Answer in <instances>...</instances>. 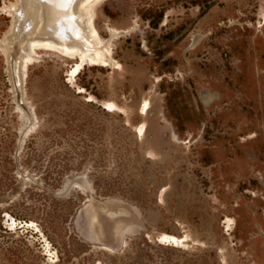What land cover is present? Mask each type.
<instances>
[{
    "label": "rangeland",
    "instance_id": "obj_1",
    "mask_svg": "<svg viewBox=\"0 0 264 264\" xmlns=\"http://www.w3.org/2000/svg\"><path fill=\"white\" fill-rule=\"evenodd\" d=\"M28 2L0 0V264H264V0H101L118 65L75 79Z\"/></svg>",
    "mask_w": 264,
    "mask_h": 264
},
{
    "label": "bare ground",
    "instance_id": "obj_2",
    "mask_svg": "<svg viewBox=\"0 0 264 264\" xmlns=\"http://www.w3.org/2000/svg\"><path fill=\"white\" fill-rule=\"evenodd\" d=\"M31 1H32L31 3L28 2L27 5H25L27 6L26 8L27 10L23 11V15L26 14V16L30 17V18L28 17L27 25H24V28H34L36 19L38 17H40L41 19L45 18L44 15L40 14L41 12L40 4L41 5L43 4L44 6L47 7L48 9L47 15L50 18V23L51 20L54 21L57 19L55 21L57 24L54 25L55 24L54 23L53 24L54 26L49 27L48 30H46L49 34L47 32L44 33V36L47 33L46 37L51 34L52 36L50 37L54 38V42H51L50 40L41 41L39 40L40 38L37 41L32 40L33 42L30 40L32 42L30 44V50L31 49L35 50L36 48L37 49L47 48L52 50L57 49L59 52L62 51L64 55L70 58H77L79 62L76 64L71 74V77L74 79L88 65L111 67V68L112 66L115 67V65H118L116 62H114L115 60H113L112 58L111 48H106L103 45L96 29L94 28L93 25H91L92 23L89 13L94 8V6L97 3H99L101 0H82L77 2V6L79 7L78 9L79 12L75 14L76 16L74 17L75 18L74 21H72L69 18L70 12L68 10L67 3L65 2V0H31ZM49 3H52L54 6V8H51L52 11L49 9L50 7ZM15 19H17V17ZM78 24L80 25V30H78V32L74 34L72 28H74L75 26L77 27ZM29 25L31 27H29ZM59 29L61 30L64 29L65 31L63 30L62 32H60ZM78 33H79L78 36H80L82 40L85 39L86 43H83L82 40L81 43L83 44H81L80 41L78 40L77 41L79 43H74V40L71 42L70 37L68 35L70 34V36L74 35L76 37ZM44 36H42V38H45ZM27 50L29 51V48H27ZM26 56L28 57V55ZM30 58L32 59L33 57L30 56ZM28 62L29 59L27 61V58L23 61V68H24L23 71L27 70ZM117 68H119V66ZM148 109H149V103L148 101H146L143 106V111L145 112ZM139 129H140L139 133H144V127H141ZM172 240H174L176 243L178 242L177 239H172Z\"/></svg>",
    "mask_w": 264,
    "mask_h": 264
}]
</instances>
